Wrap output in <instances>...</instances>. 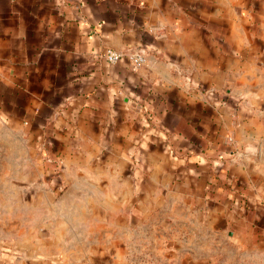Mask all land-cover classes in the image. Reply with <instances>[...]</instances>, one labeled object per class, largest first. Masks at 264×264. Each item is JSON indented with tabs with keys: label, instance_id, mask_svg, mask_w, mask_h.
<instances>
[{
	"label": "crops",
	"instance_id": "crops-1",
	"mask_svg": "<svg viewBox=\"0 0 264 264\" xmlns=\"http://www.w3.org/2000/svg\"><path fill=\"white\" fill-rule=\"evenodd\" d=\"M3 127L65 193L0 264H264V0H0Z\"/></svg>",
	"mask_w": 264,
	"mask_h": 264
},
{
	"label": "rangeland",
	"instance_id": "rangeland-1",
	"mask_svg": "<svg viewBox=\"0 0 264 264\" xmlns=\"http://www.w3.org/2000/svg\"><path fill=\"white\" fill-rule=\"evenodd\" d=\"M0 132H3L4 135L11 133L6 127L0 129ZM3 144L5 150V172L3 174L2 189L4 204L2 210L0 209V213L2 212L4 221L2 223L0 221L2 232L0 237L8 241L18 238L22 243H27L29 235L28 216L33 221L31 223L32 230L34 224H36L35 232L30 233L38 234L44 227L43 215L48 213L51 208L45 206V204L47 205L45 201L62 196L65 190L59 184L61 181L59 175L50 172L51 167L44 163L45 161L41 156H38L40 154L38 148L34 151L30 148V143L21 141H5ZM16 154L19 156L18 159ZM17 160L19 164L18 172L15 171V166L12 168V164L15 165ZM12 169H14V172H12ZM56 177H58V180ZM12 184H14L13 189L11 188ZM33 200L35 201L34 205ZM28 201H30V205ZM13 235H18V237H12Z\"/></svg>",
	"mask_w": 264,
	"mask_h": 264
},
{
	"label": "built area",
	"instance_id": "built-area-1",
	"mask_svg": "<svg viewBox=\"0 0 264 264\" xmlns=\"http://www.w3.org/2000/svg\"><path fill=\"white\" fill-rule=\"evenodd\" d=\"M103 57L110 63H115L118 60L127 57L133 69L140 68L147 61V54L141 48L126 51L108 48L103 53Z\"/></svg>",
	"mask_w": 264,
	"mask_h": 264
}]
</instances>
